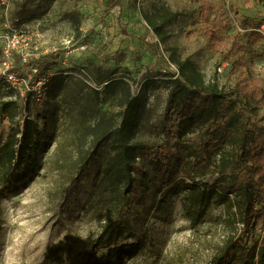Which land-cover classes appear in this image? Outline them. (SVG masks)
Segmentation results:
<instances>
[{
    "label": "trees",
    "instance_id": "obj_1",
    "mask_svg": "<svg viewBox=\"0 0 264 264\" xmlns=\"http://www.w3.org/2000/svg\"><path fill=\"white\" fill-rule=\"evenodd\" d=\"M54 1L20 0L16 22L46 15ZM120 4L109 1L110 7ZM212 7L204 1L189 12H143L164 41L165 27L180 17L200 18L204 37L226 52L233 76L229 87L207 82L194 61L172 49L169 61L177 70L160 72L169 87L161 141L136 138L145 101L143 93L132 92L133 83L105 77L99 66L84 67L81 75L55 71L65 50L32 54L0 74V83L14 91L0 101V125L4 117L10 122L0 139V216L7 193L50 169L65 198L91 181L86 209L104 217L92 264H115L139 252L153 211L173 192L181 195L194 229L208 220L213 206H224L225 223L241 225L210 264H264V244L250 241L264 225V78L235 56L240 42L224 24H207ZM9 73L28 79L23 91L9 82Z\"/></svg>",
    "mask_w": 264,
    "mask_h": 264
},
{
    "label": "rangeland",
    "instance_id": "obj_2",
    "mask_svg": "<svg viewBox=\"0 0 264 264\" xmlns=\"http://www.w3.org/2000/svg\"><path fill=\"white\" fill-rule=\"evenodd\" d=\"M19 1L0 0V74L32 54L61 49L65 55L55 71L81 75L84 67L99 66L105 77H126L133 83L132 92L143 93L145 101L139 139L164 138L169 87L168 77L160 72L177 70L169 61L172 49L194 61L207 82L223 87L233 83L231 68L224 65L226 52L204 37L200 18L180 17L165 27L164 41L145 21V11L166 7L189 12L201 2L211 3L207 24H224L225 32L240 42L235 56L245 69L264 78V32L256 27L264 21V0H121L115 7L109 6L110 0H55L46 15L23 24L16 22ZM151 78L155 82L147 83ZM27 83L23 79L17 88ZM11 97L13 89L0 83V101ZM34 117L40 118L37 113ZM9 126L4 117L0 139ZM43 173L7 193L2 202L0 264H92L104 217L86 209L91 181L69 199L56 186V172ZM226 216L224 206H213L208 220L194 229L184 216L181 195L173 192L153 211L142 249L115 264H210L227 236L241 226L225 223ZM250 241L264 244L263 224L253 230Z\"/></svg>",
    "mask_w": 264,
    "mask_h": 264
},
{
    "label": "built area",
    "instance_id": "obj_3",
    "mask_svg": "<svg viewBox=\"0 0 264 264\" xmlns=\"http://www.w3.org/2000/svg\"><path fill=\"white\" fill-rule=\"evenodd\" d=\"M260 31L264 32V23L261 26ZM225 65V64H224ZM219 70L222 71V67H219ZM9 82L15 87L17 88L18 86H20L22 80L20 78H18L14 73H9L7 75ZM41 83V82H40ZM20 90L23 91V88H21Z\"/></svg>",
    "mask_w": 264,
    "mask_h": 264
}]
</instances>
